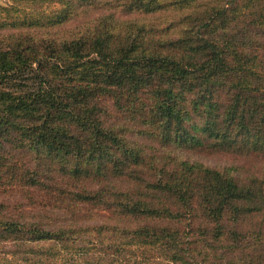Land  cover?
<instances>
[{
    "label": "trees",
    "instance_id": "1",
    "mask_svg": "<svg viewBox=\"0 0 264 264\" xmlns=\"http://www.w3.org/2000/svg\"><path fill=\"white\" fill-rule=\"evenodd\" d=\"M2 188L0 264H264V0H8Z\"/></svg>",
    "mask_w": 264,
    "mask_h": 264
},
{
    "label": "rangeland",
    "instance_id": "2",
    "mask_svg": "<svg viewBox=\"0 0 264 264\" xmlns=\"http://www.w3.org/2000/svg\"><path fill=\"white\" fill-rule=\"evenodd\" d=\"M6 3H8V0H0V6H5ZM97 3L98 2H96L95 4H97ZM102 13H103L102 9H89V11H87L85 13V15H82L78 21H76L74 24L70 25L69 27H72L73 25L79 24L86 17H88L89 19L96 18V17L100 16ZM120 18L125 19L126 17L120 16ZM185 156L188 157L189 159H191L192 161L197 160L204 165L216 166V167L217 166L218 167L227 166L229 164L227 159H230L228 157L222 156V153L212 155V154L208 153V151L202 152V151H198V150L185 152ZM0 201L8 202L9 205L12 207L14 205H15L14 207H21L20 202H21V204L26 203L24 205L28 204L27 202H22V200L17 195H14V193L8 192V190H5V188L0 189ZM28 210H30V208H28ZM0 251H2V250L0 249Z\"/></svg>",
    "mask_w": 264,
    "mask_h": 264
}]
</instances>
